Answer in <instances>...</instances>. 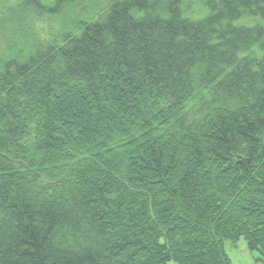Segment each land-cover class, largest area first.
I'll use <instances>...</instances> for the list:
<instances>
[{"label":"trees","instance_id":"1","mask_svg":"<svg viewBox=\"0 0 264 264\" xmlns=\"http://www.w3.org/2000/svg\"><path fill=\"white\" fill-rule=\"evenodd\" d=\"M185 6L3 0L0 264L264 261V0Z\"/></svg>","mask_w":264,"mask_h":264},{"label":"rangeland","instance_id":"2","mask_svg":"<svg viewBox=\"0 0 264 264\" xmlns=\"http://www.w3.org/2000/svg\"><path fill=\"white\" fill-rule=\"evenodd\" d=\"M204 0H185L186 14H193L196 17L201 16L205 13L203 7ZM3 0H0V7ZM239 22L246 24H255L257 19L254 18H243ZM225 251L230 257L233 264H264L263 260L258 259V252L251 250L248 247L247 241L241 238L238 241L225 240ZM169 264H178L176 261H171Z\"/></svg>","mask_w":264,"mask_h":264}]
</instances>
